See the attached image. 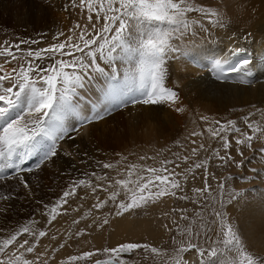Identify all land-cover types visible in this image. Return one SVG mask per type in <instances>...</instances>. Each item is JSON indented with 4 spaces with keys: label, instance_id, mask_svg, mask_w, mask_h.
<instances>
[{
    "label": "snow or ice",
    "instance_id": "obj_1",
    "mask_svg": "<svg viewBox=\"0 0 264 264\" xmlns=\"http://www.w3.org/2000/svg\"><path fill=\"white\" fill-rule=\"evenodd\" d=\"M62 7L65 11L78 9L79 19L67 31H54L46 46H40L42 39L36 38L0 43V215L14 213L21 190L24 199L35 205L25 222L0 227V264H76L82 260L88 264H140L135 256L150 264H190L184 255L189 252L195 264H264V251L253 250L249 234L227 210L244 196L230 182L254 180L260 170L251 169L254 176L235 177L218 176L208 167L210 161H218L214 166L225 171L233 165L244 168L256 158L245 157V149L264 162V108L253 106L255 111L241 118L245 127L235 119H216L212 126L191 133L203 138L206 132L214 143L197 144L192 139V146H185L177 141L181 151L172 152L171 159L161 149L159 167L129 162V155L122 152L113 153L119 157L115 162L100 159L96 156L102 152L99 147L83 151L69 144L74 153L61 147L62 142L75 141L84 126L129 105L166 104L183 112L178 82L169 83L172 61L193 63L220 82H231L235 74L240 83L250 84L247 78L255 70L264 71V57L257 61L245 48L234 47L228 52L240 57L235 61L223 56L210 65L196 61L199 46L195 41L213 39L202 20L213 27L224 25L215 9L192 0H66ZM193 13L202 19L191 18ZM254 141L260 146L255 147ZM63 155L80 156L85 167L73 164L72 173L57 185L59 191L45 199L33 177L41 180L39 173ZM138 159L155 161L156 156ZM196 170L201 171L197 174ZM60 175L65 176L63 170ZM197 180L201 186L186 190ZM213 181H217L215 187ZM78 189L85 194L80 196ZM166 198L190 201L194 206L191 215L186 206L165 210ZM157 209L159 227L175 233L168 247L130 240L68 255L67 260L56 259L72 243H91L80 238L104 229L113 218ZM72 212L76 215L70 229L53 232L57 217ZM42 238H47V245Z\"/></svg>",
    "mask_w": 264,
    "mask_h": 264
},
{
    "label": "bare ground",
    "instance_id": "obj_2",
    "mask_svg": "<svg viewBox=\"0 0 264 264\" xmlns=\"http://www.w3.org/2000/svg\"><path fill=\"white\" fill-rule=\"evenodd\" d=\"M65 2L66 0H0V43L5 39L16 43L21 38H36L42 39L40 46H46L54 31H67L79 19L78 9L71 11L63 9L62 5ZM192 2L215 9L218 13L216 18L224 25V27H213L206 19L202 20L212 32L213 39L195 41L199 46L194 54L196 61L210 65L214 59L227 56L228 50L234 47L251 50L257 61L264 57V0H192ZM190 16L193 19H202L199 14L193 13ZM234 33L235 36H233ZM40 34H44L43 38ZM244 36L248 39H242ZM229 37L233 38L229 39ZM22 47L25 46L22 45ZM170 73L169 83L178 82L183 112L178 113L166 104L129 105L127 108L114 112L105 120L84 126L80 129V134L76 136L75 141L62 142L61 147L73 153L75 149L68 148V145L72 143L78 145L83 151H93L99 147L102 152L96 153V156L113 162L116 158L113 153L116 152L137 157L141 155L158 157L157 153L161 149L165 150L163 155L171 159L172 152L181 151L176 144L177 141L185 146H192V139H195L197 144L206 141V132L203 138L192 137V132H200L212 126L216 119L222 121L235 119L241 127H245L241 118L248 112L255 111V108H264V71L255 70L254 75L247 78L251 81L250 84L240 83L241 78L234 75L231 82H220L206 69H201L184 60H175L171 62ZM202 117H206L207 120ZM71 122L74 123L75 118ZM208 143L214 142L207 139L206 144ZM254 146L259 147V142L254 141ZM169 148L171 152L167 151ZM230 151L235 155L234 149ZM244 156L256 158L252 159L251 163H247L244 168H236L233 165L227 169L228 171L219 168L216 173L212 171V168L219 163L218 161H210L208 167L209 171L218 176L231 174L235 177L254 176L256 174L251 169L260 170L261 175L254 180L235 179L230 182L231 187L243 191L244 196L227 210L238 226L249 234L250 243L254 246L253 250L264 251V162L252 150L245 149ZM162 158L160 156L155 161L139 163L159 166V160ZM236 158L241 159L239 156ZM80 161L81 157L78 155H63L56 159L55 164H49L45 171L39 173L41 180L37 181V178L33 177V183H40L43 189L39 195L44 196L45 199L53 196L59 191L57 185L66 179L67 174L72 173L73 164L79 168L85 167ZM61 170L65 173L63 177L60 175ZM200 171L196 170L197 174ZM215 182L217 181H213V187ZM193 186H201L200 181L192 182L186 187ZM77 192L80 196L85 194L84 189H78ZM189 195H191L190 192ZM166 199H168V205L165 210H170L171 199ZM15 204L14 213H9L7 216L0 215V227L24 221L35 207L24 199L23 190H21L20 200ZM74 204L76 203H73L72 207ZM189 205L192 212L194 206L190 201ZM73 213L76 215L75 212ZM138 215L139 217H133L125 214L124 218H113L107 225L108 229L105 227L100 231L97 230L80 240L82 242L88 240L94 246L101 248L105 244L116 246L119 242L143 239L152 242L155 240L158 244L167 234L159 227L157 218L160 217V210L150 211L147 214L138 211ZM68 218L69 216H58L53 222L52 231L64 232L65 229H69L71 220L68 221ZM42 243L47 245V238H42ZM86 245L88 244H79L83 250ZM68 253L66 249H61L56 254V259ZM184 255L186 259H190V264H195L192 252Z\"/></svg>",
    "mask_w": 264,
    "mask_h": 264
},
{
    "label": "rangeland",
    "instance_id": "obj_3",
    "mask_svg": "<svg viewBox=\"0 0 264 264\" xmlns=\"http://www.w3.org/2000/svg\"><path fill=\"white\" fill-rule=\"evenodd\" d=\"M14 42H15V40H13ZM207 139H208V134H206V141H201V142H203V143H206L207 142ZM208 141H209V139H208ZM138 157L137 156H132V155H129V162H135V163H139V162H142V161H140V160H138L137 159ZM156 158H160V156H158V157H156ZM119 159V157H116L115 158V160H118ZM157 167H159V166H157ZM169 167H171V166H169ZM182 167H184V165H182ZM214 167L215 166H213V170L212 171H215L216 173H217V171H218V169H219V167H215V169H214ZM178 171H179V169H178ZM228 171V170H227ZM213 183V182H212ZM217 182H215V184H216ZM228 186V185H227ZM186 189H187V187H186ZM79 194V193H78ZM80 195V194H79ZM171 203H172V205H171V208H173V207H180V206H186L187 208H190L191 209V206L189 205V201H175L174 199H171ZM76 207V204H74L73 205V208H75ZM88 207V204H85V210H86V208ZM189 209V210H190ZM190 212H191V210H190ZM177 215V219H178V214H176ZM189 215H191L190 213H189ZM73 216H75V214L72 212L71 213V215L69 216V218H68V221L69 220H71L72 219V217ZM133 217H139V215H132ZM23 222H25V220L24 221H21V223H23ZM182 225L184 224V222L183 221H181L180 222ZM83 225H84V222L83 221H81V227H83ZM37 226H39V225H37ZM70 227H71V221H70V226H69V229H70ZM106 227V229H108V226L106 225L105 226ZM51 228H53L52 226H51ZM100 231V230H99ZM105 231H107V230H105ZM102 232V231H101ZM103 233H105V232H103ZM51 234V233H50ZM175 233H171V234H169V233H167V234H165L166 236L165 237H163L162 239H160V242L157 244V243H155V240L153 241V246H165V247H168L170 244H171V239H170V236L171 235H174ZM81 238H83V237H81ZM80 238V239H81ZM141 242H144V241H149L148 239H143V240H140ZM168 246H167V245ZM109 244H105V246H107V247H112V246H108ZM105 246H103V247H105ZM72 247V248H71ZM71 247H69V248H66V251L67 252H69L68 254H66L65 256H63V257H59V259L58 260H67V257H68V255H79V254H81L82 253V251H85V250H94V249H96V248H101V247H96V246H94L93 244H91V243H89L88 245H86L85 247H84V250L81 248V246H79V244H76V243H73V244H71ZM82 250V251H81ZM101 259H104L105 257H103V256H101L100 257ZM127 258V257H126ZM135 258L136 259H138L139 261H140V264H150V261L149 260H146V259H144L143 257H141V256H135ZM94 259V258H93ZM76 264H88V261H78V262H76Z\"/></svg>",
    "mask_w": 264,
    "mask_h": 264
}]
</instances>
